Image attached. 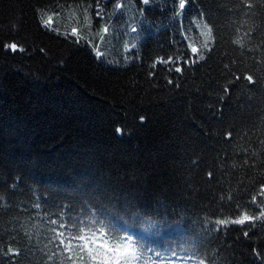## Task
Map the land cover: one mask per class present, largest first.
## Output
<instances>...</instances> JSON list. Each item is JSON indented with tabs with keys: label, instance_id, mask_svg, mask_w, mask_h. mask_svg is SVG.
<instances>
[{
	"label": "trees",
	"instance_id": "16d2710c",
	"mask_svg": "<svg viewBox=\"0 0 264 264\" xmlns=\"http://www.w3.org/2000/svg\"><path fill=\"white\" fill-rule=\"evenodd\" d=\"M81 236L264 264V0H0V264Z\"/></svg>",
	"mask_w": 264,
	"mask_h": 264
},
{
	"label": "snow or ice",
	"instance_id": "6c2138e0",
	"mask_svg": "<svg viewBox=\"0 0 264 264\" xmlns=\"http://www.w3.org/2000/svg\"><path fill=\"white\" fill-rule=\"evenodd\" d=\"M141 3L145 6L150 5V0H141ZM187 0H179V7L180 9H184L186 7ZM123 5L117 3L116 8L120 9ZM102 8L98 5L97 6V17H99L101 20H103V16L101 15ZM51 21V17L47 21H45V24H49ZM105 33L107 32V28L105 27L103 29ZM133 31H137V29H133ZM211 31V29H209ZM72 35H77V30L73 29ZM79 42V40H77ZM9 47L12 48L13 51L16 50L15 45H10ZM23 51V49H21ZM199 52V49L196 47L191 48L192 57H190L188 60L184 61L187 65H192L197 61L196 57ZM99 55V54H98ZM203 56H199V59H202ZM175 71L178 73H183V67L177 66L175 68ZM150 75H154V73H150ZM246 79L250 83H255L256 81L253 80V77L251 75L247 76ZM168 82L171 84L173 81L171 79L168 80ZM143 117H141V122H143ZM249 220L252 218L249 217ZM248 233L245 232V236H247ZM79 240V243H73L72 247L70 249L71 257L74 258V264H121L120 256L118 254V250L116 248H113L110 243H108L106 240H103L99 237H86L81 236L76 238Z\"/></svg>",
	"mask_w": 264,
	"mask_h": 264
}]
</instances>
